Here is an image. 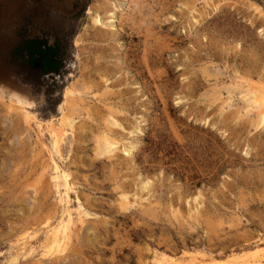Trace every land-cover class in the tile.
I'll return each mask as SVG.
<instances>
[{
    "label": "rangeland",
    "instance_id": "obj_1",
    "mask_svg": "<svg viewBox=\"0 0 264 264\" xmlns=\"http://www.w3.org/2000/svg\"><path fill=\"white\" fill-rule=\"evenodd\" d=\"M36 37L68 57L33 86L9 55ZM259 86L264 0L0 8V264H264Z\"/></svg>",
    "mask_w": 264,
    "mask_h": 264
},
{
    "label": "trees",
    "instance_id": "obj_2",
    "mask_svg": "<svg viewBox=\"0 0 264 264\" xmlns=\"http://www.w3.org/2000/svg\"><path fill=\"white\" fill-rule=\"evenodd\" d=\"M9 56V63L17 65L22 72V81L35 86L43 76L62 74L68 52L67 45L61 43L58 37L52 44L36 37L22 39L10 50Z\"/></svg>",
    "mask_w": 264,
    "mask_h": 264
},
{
    "label": "bare ground",
    "instance_id": "obj_3",
    "mask_svg": "<svg viewBox=\"0 0 264 264\" xmlns=\"http://www.w3.org/2000/svg\"><path fill=\"white\" fill-rule=\"evenodd\" d=\"M87 14L95 26H99V25L101 26L102 25L101 21H100V16L97 13H93L92 10L89 9L87 11ZM106 15L108 17V23H111L112 22L111 19L114 17V12L108 11V12H106ZM68 94H69V91H67L65 95L68 96ZM247 95L250 96L248 100L250 101L252 106L257 110L258 124H264V88H261L260 86L257 88L251 87V89L248 91ZM56 134H57V132H56ZM102 140H103L102 144H104V147L106 150H109V148H111L113 145H115L112 141H110L106 138H104ZM55 171H56V173H59V171L56 167H55ZM62 176L63 175L61 174L60 177H62ZM56 178H59V176H57ZM65 187L67 189L66 185H65ZM68 240H69V232L67 229V223L64 224L63 222H60L59 225L57 226L55 232H53L51 234V246L49 247L48 252H50V253H52V252H56V253L57 252L58 253L64 252V250L66 249L65 246H66V243L68 242Z\"/></svg>",
    "mask_w": 264,
    "mask_h": 264
},
{
    "label": "crops",
    "instance_id": "obj_4",
    "mask_svg": "<svg viewBox=\"0 0 264 264\" xmlns=\"http://www.w3.org/2000/svg\"><path fill=\"white\" fill-rule=\"evenodd\" d=\"M42 2L47 0H0V8H8L11 6H17L20 4H33L36 2ZM61 5L67 7H72L77 0H58Z\"/></svg>",
    "mask_w": 264,
    "mask_h": 264
}]
</instances>
